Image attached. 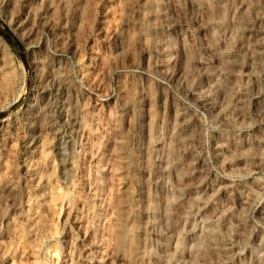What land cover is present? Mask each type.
I'll return each instance as SVG.
<instances>
[{
    "label": "rangeland",
    "instance_id": "1",
    "mask_svg": "<svg viewBox=\"0 0 264 264\" xmlns=\"http://www.w3.org/2000/svg\"><path fill=\"white\" fill-rule=\"evenodd\" d=\"M0 264H264V0H0Z\"/></svg>",
    "mask_w": 264,
    "mask_h": 264
}]
</instances>
